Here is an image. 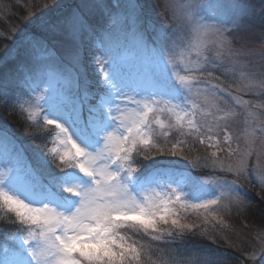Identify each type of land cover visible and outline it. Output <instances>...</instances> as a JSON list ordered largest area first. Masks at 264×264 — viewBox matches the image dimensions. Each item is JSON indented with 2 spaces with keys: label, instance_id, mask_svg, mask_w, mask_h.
Returning <instances> with one entry per match:
<instances>
[{
  "label": "snow or ice",
  "instance_id": "1",
  "mask_svg": "<svg viewBox=\"0 0 264 264\" xmlns=\"http://www.w3.org/2000/svg\"><path fill=\"white\" fill-rule=\"evenodd\" d=\"M127 7L135 13L138 5L130 0ZM165 7L171 10L173 22L168 27L153 28L155 35L149 40L144 32L126 28L117 8L107 0H79L55 22L40 18L38 32L22 34L19 30L17 36L21 39L16 48L0 50L3 52L0 65H14L13 72L0 82V102L14 113L18 107L23 109L24 104L39 108L44 121L59 129L63 149L38 148L42 157L33 165L10 130L0 127L3 160L0 209L5 210L8 222L15 229L6 231L4 242L0 243V264H155L150 256L145 259L146 250L156 254L152 242L166 241L168 237L175 240L176 235L195 227L182 223L172 211L187 195L183 188L191 186L193 178L188 173L158 169L146 178L150 187L133 192L128 181L135 177L142 160L176 156L181 152L179 145L198 143L205 146L204 151L192 156L193 149L188 148L189 155L184 157L193 168L219 166L234 172L237 178L244 176L247 153L231 147L229 118L233 112L231 104L220 106L221 96L227 93L236 104L254 106L240 95H233L227 85L220 88L219 84H211V80L218 79L213 76V69H221L225 79L231 76L235 78L233 83H238L233 91L258 94L264 100V72L257 74L235 58L227 63L222 59L224 53L235 56L225 26H244L251 10L239 0H181L179 5ZM97 14L110 20L101 31H97L92 21ZM178 29L183 36L178 35ZM57 36L66 37L74 44L85 37L99 42L98 51L103 59L97 63L103 79L96 81L95 89H90L86 78L81 82L78 72L64 67L50 42ZM79 62L80 51L76 48L71 64ZM181 65L185 72L194 67L201 77L179 76L177 69ZM174 75L178 76L179 84ZM10 84L15 87L10 88ZM200 84L204 85L203 89ZM32 93L39 94L33 98ZM178 95L190 108L176 111L180 104L172 105L170 97ZM21 97L27 99L21 103ZM46 108L61 113L64 122L49 118ZM165 111L175 122L157 133L153 123L159 124V116ZM20 115L23 118V111ZM198 116L202 117L200 121ZM109 123L113 125L110 130ZM66 125L98 137L97 146L93 150L82 146ZM173 129L181 136L194 135V139L181 140L172 134ZM259 132L264 134V122ZM221 136L227 145V160L219 155L225 151ZM209 149L214 150L209 152ZM47 165L60 172L78 169L89 178L87 186H64L65 192L78 198L72 211L61 209L52 202L50 194L46 195L49 178L41 174V169ZM176 176L181 179L177 181ZM9 184L33 192L40 197L39 202L10 191ZM235 184V180L218 182V197L190 207L207 210L209 205L225 199L242 206L243 200L232 195L236 191L231 186ZM260 186L264 191V176L260 178ZM137 235L151 239L141 244L133 238ZM246 251V264H261L264 238L259 248ZM177 256L181 258L173 257L170 264H209L196 253L178 252Z\"/></svg>",
  "mask_w": 264,
  "mask_h": 264
},
{
  "label": "rangeland",
  "instance_id": "2",
  "mask_svg": "<svg viewBox=\"0 0 264 264\" xmlns=\"http://www.w3.org/2000/svg\"><path fill=\"white\" fill-rule=\"evenodd\" d=\"M107 2L114 8H117L124 20L126 28L144 32L146 38L151 40L155 35L153 28L159 29L168 27L173 22L172 12L165 6L167 4L179 5L181 0H131L132 3L138 5L135 13H132L127 7L130 0H107ZM233 2H235V0H233ZM77 3H79V0H14V2L13 0H0V21L2 23L4 22L3 25H1L2 23L0 22V50H11L17 47L21 39L19 35L17 36L19 30H21L22 34L27 32H38V22L40 18L55 22ZM239 3L250 9L252 14L245 19L244 26L240 28H234L232 25L225 26L229 29V32H226L225 35L232 43L235 56L233 57L230 53H224L222 59L227 63L230 59L235 58L239 60L241 64L248 65L250 70L259 74L260 72H264V0H239ZM6 17L12 18V21L9 22ZM92 21L96 25L97 31H101L105 26L110 24V20L106 16H101L99 14L93 16ZM177 33L183 36V33L179 29ZM50 42L55 47L58 56L62 58L64 67L68 71L78 72L81 75V82L86 78L90 82V89H95L96 81L98 79H103L99 71V64L97 63L98 59H103L98 51L100 46L99 42L91 41L85 37L78 44H74L68 38L60 36L52 37ZM186 42L187 38L185 37V43ZM76 48H79L80 51V62L78 65H72L71 56ZM0 55H3L2 51H0ZM205 55H207V52ZM212 55L215 56V52H213ZM191 58L193 60L195 59L194 51L191 53ZM219 62L218 60L217 63ZM182 67L183 65H181V68L177 69L179 76H188L198 79L202 75L194 67L189 72L181 70ZM13 70L14 65L11 63L0 65V82L4 80L7 74L13 72ZM213 76L218 79H212L211 84H219L220 88H224L227 85L228 90L232 91L233 95H240L241 99L250 101L251 105L254 106L250 107L248 105L236 104L227 93L221 96L220 106L224 108L226 105L231 104V111L233 112V115L229 118V130L233 137L231 147L233 149H238L240 152L247 153L244 176L237 178L234 172H228L226 169L222 170L219 166L215 168L212 166L193 168L189 160L184 158L189 155L188 148L193 149L191 153L192 156L200 154L205 148L204 145L195 143L179 145L178 147L181 149V152L176 156H158L150 160H142L139 171L128 183L131 190L138 193L143 188L151 186L146 183V178L158 169H170L175 173H188L193 179L191 186L185 185L183 188L187 195L177 203L176 207L172 208V211L176 213L182 223L195 225L194 228L185 230L183 234L195 233V239H201L197 236L202 237V235L208 234L209 232L213 233L215 236H231L235 234V238H237L235 240L236 244H241L242 242L246 243L247 250H251L252 248H259L261 240L264 238V223L263 225L253 226L243 223L249 222V219L254 217L251 213L254 210L252 209L253 207L250 209L252 210L250 212H248L249 209H245L250 204L247 193H252L253 195L260 194V198L256 196L259 198L258 204L261 203L264 206L263 197L261 196L264 191L261 190L260 186V178L264 176V134L259 132L260 125L264 122V100H262L258 94L250 95L243 91L240 93L233 91L238 87V83H233L235 78L231 76L225 79L221 69H213ZM174 79L179 84L178 76L174 75ZM191 82L195 83V80ZM9 87L14 88L15 86L10 84ZM199 87L203 89L204 85L200 84ZM38 94L39 93H32L31 95L35 98ZM170 98L173 99V101H171L172 105L180 104V108H177L176 111L180 112L181 108H190L189 103L183 102L182 96L178 95ZM24 99H27V97H21V103H23ZM17 109L23 111L25 118L36 126V128L38 127L40 129L39 133L42 137V143L38 141H35L34 145L32 143L33 149L30 153L32 158L26 157L23 150L25 158L30 163L37 165L42 157L41 152L35 145H37L38 148L40 146V148L46 151H50L51 149L63 150L59 143V140L62 139L59 129H57L55 125H48L44 121V115L39 108L34 105L24 104L23 109L19 107ZM45 111L49 118L64 122L63 115L55 109L46 108ZM222 114L223 113H219V115ZM181 115H183L182 112ZM201 119L202 117H197L198 121ZM159 120V124L153 123V128L157 133L167 130L168 124L170 122H175V118L171 117L167 111L160 114ZM66 126L70 127V130L74 133V139L82 146L89 150H93L94 147L97 146L98 137L86 135L81 131L73 129L70 125ZM107 127L110 130L113 125L109 123ZM184 131L186 133L189 131L186 122ZM172 134L181 140L194 139V135L191 137L187 135L181 136L180 132L175 129L172 130ZM34 137L36 138V135H34ZM220 139L221 147L224 148L225 151L219 153V155L221 159L227 160V145L223 143L222 136ZM213 150L214 149H209V152ZM140 159H143V157H140ZM2 164L3 160L0 159V170H3ZM175 166L182 171L176 172ZM41 174L49 178V191L46 195L50 194L53 198L52 202L68 212L72 211L75 207L78 198L71 193L65 192L64 186L73 184L87 186L90 183L89 178L83 176L78 169H68L65 172H60L58 169H55L54 166L47 165L46 167H42ZM175 179L178 181L181 177L176 176ZM234 180L236 184L231 187L236 192L232 195L238 196L239 199L243 200L244 203L242 206H237L236 203H230L225 199L218 204L209 205L207 210L203 208L193 209L190 207L191 204L202 203L205 200L218 197L220 195L217 186L218 182L223 181L225 183H230ZM7 187L10 191L20 195L26 200L32 202H39L40 200L39 196L35 195L33 192L26 191L16 184H9ZM183 204H187L189 207H182ZM235 221L236 223H242V227L238 228L237 224L232 225L230 223H235ZM246 229H248V231ZM14 230V227H12L10 231ZM243 230H246V233L249 232L248 235H246L248 238L242 237L244 236ZM5 232L6 231L0 229V243L4 242ZM238 232H241V234ZM133 238L138 240L139 243L143 240L148 242L151 239L150 237H144L143 239L140 237L139 239V235ZM176 238H180V235H176ZM168 239L171 240V242L177 240H173L171 237H168ZM214 240L215 239H213L212 242ZM152 244H155V242H152ZM184 247L183 251L182 249L177 250L174 245H171L169 251H171V253L172 251L196 253L202 259L206 258L209 262L212 259L211 256H215L216 253H218L216 251L210 255L207 249L201 248L197 250L195 245L190 243L185 244ZM242 250L246 260V247ZM257 258L259 259V253ZM226 261L227 260L224 262ZM245 263L244 261H240V264ZM261 264H264V260L261 261Z\"/></svg>",
  "mask_w": 264,
  "mask_h": 264
},
{
  "label": "trees",
  "instance_id": "3",
  "mask_svg": "<svg viewBox=\"0 0 264 264\" xmlns=\"http://www.w3.org/2000/svg\"><path fill=\"white\" fill-rule=\"evenodd\" d=\"M6 18H8L9 22L12 21V18L9 17ZM3 24L4 22L1 25ZM20 112L21 111L17 109V111L14 113L12 112L10 107H5L4 104L0 102V127L6 126L10 130V132L14 135V137L17 139L18 143L21 145L22 149L25 152L26 157L32 158L30 153L31 150L33 149L32 146L34 145V142L38 141L39 143H42L41 141L42 137L40 136L39 133L40 129L38 127L36 128V126H34L27 118H25L24 115L22 118ZM34 135H36V138L34 137ZM35 147L38 149L37 145H35ZM259 195L256 194L253 195L252 193L250 194L247 193V198L249 199L250 204L245 209H249L248 212H250L252 211L250 209L253 207L252 209L254 210L251 213L254 215V217H252V219H249L251 222L250 221L243 222L245 225L247 224H249L250 226L263 225L264 223V206L261 203L258 204L260 198ZM256 196H258L259 198ZM261 196L263 197L262 199L264 201V193H262ZM256 210L258 213L256 212ZM230 223L232 225L237 224L238 228L242 227V223L240 222L236 223L235 221V223L234 222H230ZM12 227L13 226L10 223H8L5 210L0 209V229H2L3 231H10ZM248 229L246 230L248 231ZM246 230H243L244 234L242 233L244 235L242 237L244 238H248L246 235H248L249 232L246 233ZM209 233L202 235V237L197 236L201 239H195L196 237L195 233H190V234L185 233L180 235V238H175L177 240L173 242H171V240H169L168 238L166 241H162V242L156 241L155 244H152V250L155 251L156 254L152 255L151 252H148L146 250L145 259H147L150 256L152 261L155 262V264H170V261L172 260L173 257H176L177 259L181 258L177 256L178 251H172V253L171 251H169L170 246L174 245L177 250L182 249L184 251L185 244L190 243L192 245H195V248L197 250H200L201 248L207 249L210 255H212L211 253L213 252L216 251L218 252L216 253L215 256H211L212 259L209 262V264H240V261L246 262L244 258V252L242 249L246 247L247 250V244L243 242L241 244H236L235 240L237 238H235L236 237L235 234L231 236H217V235L215 236L213 235V233L210 234ZM238 233L241 234V232ZM210 238L212 240L213 239L215 240L212 242ZM143 243L146 242L143 240L141 241V244ZM157 249H159V251H157ZM169 253H171V255ZM199 258L201 257L199 256ZM225 260L227 261L229 260V261L224 262Z\"/></svg>",
  "mask_w": 264,
  "mask_h": 264
}]
</instances>
